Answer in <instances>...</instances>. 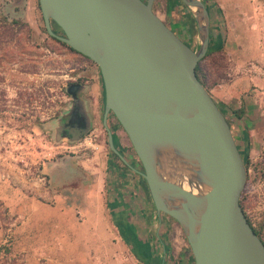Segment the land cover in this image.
I'll return each mask as SVG.
<instances>
[{"label": "water", "instance_id": "1", "mask_svg": "<svg viewBox=\"0 0 264 264\" xmlns=\"http://www.w3.org/2000/svg\"><path fill=\"white\" fill-rule=\"evenodd\" d=\"M153 1L38 3L47 32L98 65L107 145L125 160L107 122L111 113L137 154L141 169H133L157 212L181 226L194 264H264V243L239 201L246 165L227 116L196 74L209 45L208 7L203 0H181L196 22L192 47L157 14ZM73 85L65 123L85 114ZM81 131L67 134L75 138Z\"/></svg>", "mask_w": 264, "mask_h": 264}, {"label": "rangeland", "instance_id": "2", "mask_svg": "<svg viewBox=\"0 0 264 264\" xmlns=\"http://www.w3.org/2000/svg\"><path fill=\"white\" fill-rule=\"evenodd\" d=\"M255 1L259 11L256 32L260 48L258 53L251 51L242 55L245 60L253 57L257 63L254 69L260 77V91L242 119L249 134V152L241 200L253 224L263 223L264 237V0ZM175 3V0H154L153 9L165 20L164 9L171 11ZM186 10L182 15L177 13L178 16L173 12L166 22L186 43L196 47L197 43L185 37L182 26L177 24L180 16L183 19L192 16H186ZM231 59V54L223 51L200 61L208 73V85L214 79L226 77L227 73L237 72ZM96 66L90 58L47 35L38 0H0V192L13 188L30 192L41 188L47 190L45 194L53 193L60 188L49 184V175L44 170L50 161L72 158L74 164H83L84 173L73 176L69 171L67 176L63 175L61 188L66 195L63 207L67 208L69 231L63 244V264H144L133 255L112 220L118 221L127 232L128 223L135 224L136 236L141 239L150 236V243L159 253L162 244L155 235L156 222L146 218L154 205L144 179L139 184L134 172L128 169L134 165L141 168L140 162L127 133L114 116L110 123L122 132L118 143L127 147L123 153L130 165L107 145L102 102L92 100V94L97 93L91 85ZM85 77L88 81L81 96L83 100L89 98L86 101L96 119L95 128L85 131L84 146L77 149L59 137L57 118L70 110L73 97L67 90L69 84ZM225 115L235 137L240 138V125L229 114ZM96 143H102V149ZM115 146L119 147L117 139ZM105 151L109 155L108 167L101 172L99 165ZM124 187L130 195V198L126 196L127 204L122 195ZM73 188L77 190L70 192ZM143 188L144 196L143 190L142 194L140 191ZM114 204L120 205L122 211L113 208ZM4 207L3 201L0 202V226L13 221L6 216ZM138 207L146 209V212L143 209L144 216L139 215ZM133 208H138L137 212ZM132 242L137 250L150 256L147 247L135 240ZM0 264L17 262L1 257Z\"/></svg>", "mask_w": 264, "mask_h": 264}, {"label": "crops", "instance_id": "3", "mask_svg": "<svg viewBox=\"0 0 264 264\" xmlns=\"http://www.w3.org/2000/svg\"><path fill=\"white\" fill-rule=\"evenodd\" d=\"M203 1L210 13V36L213 38V42H220L222 44L223 51L231 54L232 66L237 68L236 73H227V76L224 78L221 76L217 80L214 79L206 88L226 114H229L233 119L238 118L237 115L243 119L251 104L256 102V96L260 91V77L254 69L257 63L253 60V57L245 60V57L242 55L253 53L251 51L259 52V36L256 32L259 25V11L256 8V1ZM164 10L166 20H168V8L166 7ZM184 18L186 24H179V22L177 24L184 28H180L184 34L187 35L189 33V39L197 43V27L193 16ZM248 62L251 63L249 64ZM92 77V88L97 91L95 95L92 94L94 98L92 100H95V103H97L96 99L100 90V73L97 66L95 74H92ZM80 90L82 89L80 88ZM77 96V99H82L80 91L77 92ZM82 102L85 114H81L83 115L81 121L85 122L87 127L82 129L81 136L75 138L69 137L67 129L69 132L75 131V129H78V126L73 122L65 123V118L61 117L58 120L57 126L58 130L61 128V125L65 129L63 133L61 132L63 140L66 139L69 142V146L77 149L84 146L86 138L84 131L91 129L92 126L95 128L94 121L96 119L94 111L89 110L87 101L82 99ZM62 120L63 124L61 123ZM114 132L118 136L119 141L122 133L121 130L115 127ZM96 144L102 149V143ZM103 154L105 157L102 158L99 165L101 172L107 169L109 161L108 151L103 152ZM47 167L46 170L45 166H43L44 171L49 175V184L59 187V190L50 194H45L47 190H41V188L30 192L19 191L17 188L9 189L8 192L5 190L0 192V199L13 216L11 224L0 226V239L8 231H11L13 234L11 244L7 248L6 254H0V260L1 257H4L8 261L17 262V264H63V244L66 241V233L69 232L66 219L67 208L63 207V198L66 197V195H63V188H61L63 187V175L67 176L69 171L73 176H78L80 173L83 174V164L78 166L74 164L72 158H69V161L65 158V160L50 161ZM128 169L134 172L136 179H139V184L142 185L140 179L142 180L143 176L136 170ZM66 188L69 187L66 186ZM126 188H123L122 195L127 204L129 202L127 201V197L129 196L130 198V195L127 193ZM76 190V188H73L70 189V192ZM142 190L144 196L145 188L140 190L141 194ZM114 206L113 208H116L120 212L122 211L120 205L114 204ZM152 207L153 210H151V213H148V217L146 218L151 222H156L154 231L157 242L159 241L162 244L165 242L169 247V254H166L165 264H194L190 246L181 226L171 216L163 212H157L155 207ZM140 208L138 209V213L144 216V208ZM137 209L133 208L136 212ZM144 210L146 212V209ZM112 221L114 222V220ZM148 237L146 239L150 242V236ZM152 247L155 249L154 246ZM159 254L161 257L163 256V248L161 252L159 251Z\"/></svg>", "mask_w": 264, "mask_h": 264}, {"label": "trees", "instance_id": "4", "mask_svg": "<svg viewBox=\"0 0 264 264\" xmlns=\"http://www.w3.org/2000/svg\"><path fill=\"white\" fill-rule=\"evenodd\" d=\"M175 4L173 5V8H171V11L168 10V16L170 17V15L173 13V12H176V15L175 16H178L179 15H182L186 12L185 9L186 6L182 3L181 0H175ZM187 11V15H190V12L189 10H186ZM178 13V14H177ZM168 17V19H169ZM177 18V17H176ZM179 22L181 24H186L184 21H185V18L183 19L182 16H180L179 18ZM167 20L165 19V22ZM167 23V22H166ZM55 25L54 22H52V26ZM53 30L57 33L61 32L59 30V27L57 25H55V27H52ZM44 30L45 32L47 33V35L54 39L55 41L59 42L60 44L68 47L69 49L71 50H74L76 51L75 49H73L71 46H69L67 43L63 42L62 40L58 39L56 36L52 35V34H49L44 26ZM189 33H187V35L185 34V37L189 38L188 37ZM214 52H223V48H222V44L220 42H213V38L210 36L209 37V45H208V49H207V52H206V55H209V54H212ZM204 56V57H205ZM203 57V58H204ZM202 58V59H203ZM200 59L198 62H197V65H196V74L199 78V80L203 83V85L206 87L208 84H207V79H208V73L206 72V70H204L205 68L203 67V65L201 64V60ZM102 92H103V86H102ZM104 98V96H103ZM238 118H236L235 120L237 121V123L240 125L241 127V136L240 138L237 139L236 138V141H237V144H238V147H239V150H240V153L242 154V157H243V161L246 165V169L248 170V152H249V134H248V131L246 129V126H245V123L242 121V119L240 118L239 115H237ZM111 130H112V133H113V140H114V143H115V139H117V145L119 146L118 149L121 153L124 152V149L127 148V147H122L119 145L118 143V136H116L115 132H114V127L111 125L110 123V120L108 119L107 120ZM112 151V150H111ZM113 152V151H112ZM115 153V152H114ZM116 154V153H115ZM122 161H124L126 163L127 166L128 163L127 161L123 160L118 154H116ZM124 155V153H123ZM141 167V165H140ZM133 169V168H132ZM134 170V169H133ZM240 204L243 208V211L245 212V215L247 217V220L249 221L250 225L252 226V228L257 232V234H259V236L261 237L263 243H264V237L262 235V228H263V223H260L258 226H255L252 222V220L250 219V217L248 216L247 212H246V207L244 205V202L241 200V195H240ZM2 202V201H0ZM5 212H6V216L7 217H10V218H13V216L9 213L8 211V208L7 206L5 205ZM114 223L116 224V226L118 227L119 231H120V234L123 238V240L125 241V243H127V246L129 247V249L131 250V252L133 253V255L138 259L140 260L141 262H143L144 264H165V260H166V254H169V247L166 245V243L164 242V256H160V254L158 253V251L156 249H154L152 247V245H150L151 243L149 242L148 239H141V238H138L136 235V229H135V225L131 222V223H128L129 224V230L128 232L126 231V228L124 229L122 227V225H120V223H118V221H115L114 220ZM135 240L136 243H140V244H143L144 247H147L148 248V252L150 253V256H146V254L142 253L141 251L137 250L136 247L133 245V242L132 241ZM191 250V249H190Z\"/></svg>", "mask_w": 264, "mask_h": 264}, {"label": "flooded vegetation", "instance_id": "5", "mask_svg": "<svg viewBox=\"0 0 264 264\" xmlns=\"http://www.w3.org/2000/svg\"><path fill=\"white\" fill-rule=\"evenodd\" d=\"M76 52H78V51H76ZM80 53V52H79ZM82 54V53H81ZM83 55V54H82ZM85 56V55H84ZM87 57V56H86ZM97 67H98V65H97ZM98 70H99V67H98ZM99 73H100V71H99ZM88 81V78L87 77H85V79H78V81L76 82V84H77V86L75 85H73V86H70V89L73 91V93H75L76 94V98L78 97L77 96V92L78 91H80V95H81V92H82V90L84 89V86L86 85V82ZM85 83V84H84ZM80 88L82 89V90H80ZM73 97V96H72ZM81 98H82V96H81ZM87 100H89V98L88 97H85ZM73 99H75V97H73ZM85 99V100H86ZM96 101H97V103H100V102H102V105H103V92H102V79H101V74H100V90H99V92H98V96H97V99H96ZM74 107L75 108H77L76 106H75V104H74ZM70 114V110H68V112H65L64 114H63V116H62V118L64 119V118H66L67 117V115H69ZM110 115V116H109ZM108 115V117H109V120H110V122H111V116H114L113 114H109ZM82 116L83 115H81L80 113H75L74 114V117H73V123L74 124H76L77 126H78V129H75V133L76 132H80L81 131V129L82 128H86L87 127V124H85V122L82 124V126L80 125L81 124V119H82ZM61 123L63 124V120L61 121ZM63 130H65V129H63V128H61V132L63 133ZM88 130H90V129H88ZM85 132V131H84ZM88 132V131H87ZM81 133H82V131H81ZM77 134V133H76ZM128 163V162H127ZM128 165H130L129 163H128ZM134 167L135 168H138L137 166H135L134 165ZM138 169H141V168H138Z\"/></svg>", "mask_w": 264, "mask_h": 264}, {"label": "built area", "instance_id": "6", "mask_svg": "<svg viewBox=\"0 0 264 264\" xmlns=\"http://www.w3.org/2000/svg\"><path fill=\"white\" fill-rule=\"evenodd\" d=\"M12 239H13V234L11 231H8L7 233H5L4 236H2V238L0 239V254L1 255L6 254V250L10 246Z\"/></svg>", "mask_w": 264, "mask_h": 264}]
</instances>
